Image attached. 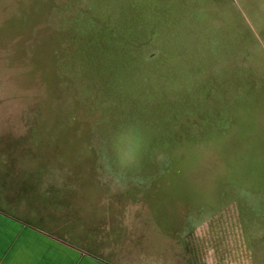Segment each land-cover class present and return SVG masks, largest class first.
<instances>
[{
    "label": "rangeland",
    "instance_id": "rangeland-1",
    "mask_svg": "<svg viewBox=\"0 0 264 264\" xmlns=\"http://www.w3.org/2000/svg\"><path fill=\"white\" fill-rule=\"evenodd\" d=\"M153 3L0 0V264H264V0Z\"/></svg>",
    "mask_w": 264,
    "mask_h": 264
},
{
    "label": "clouds",
    "instance_id": "clouds-1",
    "mask_svg": "<svg viewBox=\"0 0 264 264\" xmlns=\"http://www.w3.org/2000/svg\"><path fill=\"white\" fill-rule=\"evenodd\" d=\"M111 146L119 168L121 170H132L140 165L146 151L147 142L141 129L135 124H129L114 132ZM156 158L161 162L165 160L163 154H159ZM98 178L102 184H105L108 183L111 176L105 173ZM122 179V176H118L116 182L110 185L112 192L116 191L117 186H123Z\"/></svg>",
    "mask_w": 264,
    "mask_h": 264
},
{
    "label": "crops",
    "instance_id": "crops-1",
    "mask_svg": "<svg viewBox=\"0 0 264 264\" xmlns=\"http://www.w3.org/2000/svg\"><path fill=\"white\" fill-rule=\"evenodd\" d=\"M1 209V208H0ZM25 220V219H22ZM21 219L17 218L16 216H14V214L12 213H8L6 211L3 212L2 210H0V221H2L3 223L9 224V225H13L16 226L17 228L20 227V223H24ZM26 222H28L27 228L33 233L39 236L40 241L42 242L43 245H45V256L48 255V253H50V250H55L56 252H61L62 255H66L65 251L66 250H74L77 252H81V248L77 247L75 245H72L68 242H66L65 240L61 239V237H56L53 234H50L48 232H45V230L43 228H38L33 226L29 221L26 220ZM39 251V250H37ZM30 251H25L24 254H28ZM34 251L31 252L32 255H34ZM88 254V252H87ZM89 255V254H88ZM88 259V263L87 264H101L99 261L96 260V258H93L91 255H89L87 257ZM41 261V260H36V262ZM47 263L46 264H50L49 259L46 260ZM68 260L65 259H61V261L59 260V263L57 264H65V262ZM76 261V260H74ZM72 260L68 261V264H73ZM35 262V263H36ZM43 264H45V262L43 261Z\"/></svg>",
    "mask_w": 264,
    "mask_h": 264
},
{
    "label": "trees",
    "instance_id": "trees-1",
    "mask_svg": "<svg viewBox=\"0 0 264 264\" xmlns=\"http://www.w3.org/2000/svg\"><path fill=\"white\" fill-rule=\"evenodd\" d=\"M144 2H145V4H143L144 5V9L145 10L149 9L150 15H149V17L146 20L143 19L142 23L146 24L143 27L145 29V31L146 30H148V31L150 30V35L147 34L149 36L148 38H150V37L153 36V33L154 34L156 33V30H155L154 26L157 25V23H156L157 22V18H159V16H160L159 12H161V11L159 10L160 6H158V4L154 5V3H153L154 0H152V1L144 0ZM162 25L166 26L165 23L162 24ZM161 28H162V26H161ZM152 30H154V31H152ZM145 31L142 32V35H143L142 38H145ZM201 139H203V138H201ZM196 140H200V138H197ZM192 231H193V229H192Z\"/></svg>",
    "mask_w": 264,
    "mask_h": 264
},
{
    "label": "snow or ice",
    "instance_id": "snow-or-ice-1",
    "mask_svg": "<svg viewBox=\"0 0 264 264\" xmlns=\"http://www.w3.org/2000/svg\"><path fill=\"white\" fill-rule=\"evenodd\" d=\"M10 264H11V262H10Z\"/></svg>",
    "mask_w": 264,
    "mask_h": 264
}]
</instances>
